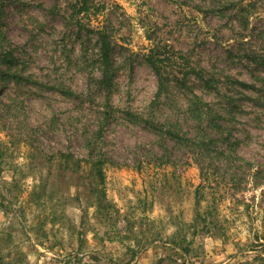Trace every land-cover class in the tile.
Returning <instances> with one entry per match:
<instances>
[{
	"label": "rangeland",
	"instance_id": "rangeland-1",
	"mask_svg": "<svg viewBox=\"0 0 264 264\" xmlns=\"http://www.w3.org/2000/svg\"><path fill=\"white\" fill-rule=\"evenodd\" d=\"M71 1L0 0V70L20 75L0 74V264H264V102L227 80L217 96L196 85L220 115L200 126L189 90L172 87L153 103L157 78L144 58L152 43L167 44L197 69L255 83L264 69L242 54H264V1L239 24L235 0H93L83 21L110 32L119 67L112 116L95 143L105 162L98 195L84 161L104 125L96 37H77ZM174 133L215 142L205 154ZM223 136L239 140L257 177L224 168L211 152ZM201 184L209 233L204 222L191 227Z\"/></svg>",
	"mask_w": 264,
	"mask_h": 264
},
{
	"label": "trees",
	"instance_id": "trees-1",
	"mask_svg": "<svg viewBox=\"0 0 264 264\" xmlns=\"http://www.w3.org/2000/svg\"><path fill=\"white\" fill-rule=\"evenodd\" d=\"M264 0H235L232 1L233 10L237 13V20L239 24H242V16L248 11L250 6H254L256 3L262 2ZM93 6V0H72L70 3V19L71 22L75 24L77 28L76 35L78 38L84 37L87 33H93L96 37L95 39V48H96V64L97 71L99 73V78L96 79V84L99 91L102 92L104 103L102 105L103 111L100 113V119L102 120L103 126H100L99 129L95 132V137L90 139L87 145L88 149V158L84 160L89 167V170L92 172L93 177L96 178L98 184H94L92 191L94 195L100 193V186L104 181V171L103 166L105 164L104 159L101 155H96L97 147L96 142L101 141L104 133V126L110 121L112 111L114 109L113 104L111 103L112 96L115 92L117 85V77L119 74V67L116 63L114 56V38L110 32L105 29L98 27L97 29L92 28L90 24H85L83 21L84 18L91 14ZM243 13V14H242ZM247 22V20H246ZM247 24V23H246ZM84 31L86 33H84ZM243 39H239L237 44L241 47L244 45ZM85 54V51L83 52ZM7 54V55H6ZM3 58L8 62V64H14L15 59L11 54V51L4 53ZM146 63L153 70L157 78V91L155 93V100L153 103H157L163 96H165L172 87H177L179 89H185L190 91L189 103H188V113L191 115L192 119L202 126L204 122H207V127L211 128V124L214 123V119L218 113L213 110L208 103H205L200 96L194 92V87L198 85L205 93L209 95H219L222 88L224 87V82L227 80L230 82V85L243 97L252 100L256 106H260L263 101L262 95L260 96L261 89L260 86L264 89V76H259L256 78L255 83H246L239 79H235L231 76L222 75L217 77L214 73L207 71L205 69H197L195 66H192L185 55L180 51L172 49L170 46L160 45L159 43H152L144 55ZM242 58L252 64H256L264 69V54L255 52L253 49H249V53L243 52ZM1 78L3 80L14 81L19 78L20 75L17 73H11L9 71L0 70ZM27 79V78H26ZM28 82V79H27ZM59 92L65 96H75L79 97L80 95H75L74 92L70 90H60ZM248 94H253L252 96ZM228 96L226 103L228 106H232V95L224 94ZM256 96V97H254ZM175 134V142L182 144L185 147H194L199 150H202L205 154L210 152V144L215 142V139L212 137L207 138L206 141H197V139L185 135ZM98 139V140H97ZM221 146H215L214 152L215 156H219L223 159L224 168L227 171H234L236 174L243 172L246 174L249 172L253 176L257 177L258 172H253V167L250 162L245 161L237 151L239 145V140L233 138L231 141L228 137H221ZM218 142V139H217ZM216 144V143H214ZM199 153H201L199 151ZM80 161L78 160V165L80 166ZM201 175L208 176L204 167H200ZM253 172V173H252ZM204 187L202 184L199 185L196 189V215L194 221L191 224L193 229H197L200 222H204L203 232H210L211 225L207 222V217L211 214L208 209L201 211V199H200V189ZM259 240V237L256 238ZM178 246V243H175ZM184 253H189L188 246L179 245Z\"/></svg>",
	"mask_w": 264,
	"mask_h": 264
}]
</instances>
